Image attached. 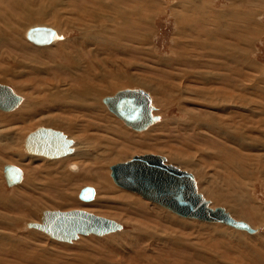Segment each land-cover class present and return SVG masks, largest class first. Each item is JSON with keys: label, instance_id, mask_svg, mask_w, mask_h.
<instances>
[{"label": "rangeland", "instance_id": "374dc122", "mask_svg": "<svg viewBox=\"0 0 264 264\" xmlns=\"http://www.w3.org/2000/svg\"><path fill=\"white\" fill-rule=\"evenodd\" d=\"M18 1L26 2L34 12L42 7L46 15L38 21L18 25L16 14L20 11L8 6V0H0V27L7 28L3 12L16 15L17 19L8 21L19 27L21 33L16 38L28 47L25 53L0 47V83L11 86L22 97L16 109L0 110V133L16 134L17 151L21 154L15 161L9 159V152H0V264H257L246 255L241 244L246 243L249 251H264L260 245L264 243V0ZM128 4L134 5L132 11L140 9L141 22L134 21L128 13L123 14V18L128 17L138 28L125 27L124 34L128 36L116 39L114 26L120 18L115 13L123 6L129 8ZM106 7L110 9L107 13L113 14L115 10L114 21L111 19L110 26H106L107 33H111L115 45L120 43L125 50L117 49V52L107 48L95 57L87 55V50L80 52L86 55L87 63L76 55L77 64L89 68L82 71L85 82L100 90L95 92L100 93L98 101L102 109L69 113L48 108V104L43 103L45 98L55 89H67L71 82L66 72L72 71L63 68L68 63L63 54L49 60L41 57L43 54H35L56 52L59 46L66 53H77L70 41L79 38L84 30L92 33L104 27L108 18L102 14ZM88 10L93 14H88ZM233 15H237L236 18ZM34 25L55 29L58 40L43 46L30 42L25 30ZM29 54L33 59L27 60ZM33 66L42 71L35 72ZM102 76H109L107 86ZM123 76L125 80L117 81ZM59 78L62 80L57 82ZM123 88L147 92L153 105L152 114L158 120L142 131L122 123L107 109L102 98ZM30 102L36 104L26 111L24 107ZM20 111H26L28 116L19 118ZM101 113L106 115L109 125L93 118ZM75 115L77 121L71 123L72 127L47 120L69 122V117L75 118ZM88 121L97 127H92ZM38 126L72 136L73 141H85L86 148H96L89 157L67 154L68 157L48 159L27 154L22 148L23 139ZM109 152L117 154L102 159ZM147 153L159 154L166 163L191 173L198 192L212 207H224L235 219L249 223L255 232L179 217L112 182L109 165ZM72 162L80 166L77 172L71 171ZM5 164L22 169L19 183L11 186L5 183L2 174ZM88 167H96L95 174L102 176V184L82 177L90 174L84 173ZM84 186L94 188L92 200L78 199L77 194ZM213 191L219 193L217 197L221 201L214 202L215 196L209 195ZM17 204L23 205L21 213ZM35 206H39V210L36 209L33 218L24 215L28 207ZM52 209L86 210L111 218L122 224V228L100 236L80 234L71 241H61L28 226L30 222H40L42 210ZM16 216L27 218L22 224L16 223V219L11 222ZM6 237L10 238L9 242ZM5 239L6 244H3ZM178 239L189 245L183 246ZM135 254L139 255L138 259Z\"/></svg>", "mask_w": 264, "mask_h": 264}, {"label": "water", "instance_id": "95a60500", "mask_svg": "<svg viewBox=\"0 0 264 264\" xmlns=\"http://www.w3.org/2000/svg\"><path fill=\"white\" fill-rule=\"evenodd\" d=\"M54 36L55 31L49 27L34 26L26 32V38L36 44H47ZM19 101V95L9 86L0 83V110H12ZM102 102L134 130H143L157 120V116L151 114L153 107L148 95L139 88L117 90L110 96H104ZM71 143L60 131L38 126L25 135L22 148L27 154L52 159L71 153ZM163 160V156L159 154L132 155L129 159L109 165V176L116 186L135 192L176 215L205 222H219L249 233L255 231L246 222L231 217L222 206L209 207V201L197 191L191 173L166 164ZM2 174L7 185L15 184L21 177L20 169L12 164L3 165ZM93 194L91 186H84L77 197L88 201ZM39 218V224L28 223V226H35L61 241H70L78 234L103 235L121 227L111 218L81 209L42 210Z\"/></svg>", "mask_w": 264, "mask_h": 264}, {"label": "bare ground", "instance_id": "6f19581e", "mask_svg": "<svg viewBox=\"0 0 264 264\" xmlns=\"http://www.w3.org/2000/svg\"><path fill=\"white\" fill-rule=\"evenodd\" d=\"M121 1V0H120ZM117 2V1H116ZM132 2V1H131ZM21 3V4H20ZM19 3V1L18 0H8V2H6V4L8 5V6H15V8L17 7V9H18V12L19 13H17L16 15L19 17V19H18V25H21L22 23L24 24V23H28V22H31V21H35V20H37V19H42L45 15H46V13L42 10V7H40L41 9H39L40 11H36V12H34V11H32V10H30L29 8V6H28V4L26 3V2H20ZM114 3V2H113ZM27 4V5H26ZM5 5V4H4ZM6 6V5H5ZM127 6V5H126ZM128 6H129V4H128ZM134 6V5H133ZM133 6H129V8H124V6L121 8V10H119V11H116V13H115V10H113V12L116 14V16H118L120 19V21L118 20V21H116L117 23H116V26H114L115 27V29H116V31H115V33H114V37L116 38V39H122V38H124V36H128L127 34H124L125 32H124V29H125V27H132V28H134V27H136V29L138 28V26H133L134 24H132V23H130V19L128 18V17H124L123 18V14H126V13H128V14H130L132 17H133V20L135 21H137V22H141V19H140V16H141V11H140V9L138 8H136L134 11H132V9H133ZM36 7V6H35ZM119 7H121V6H119ZM12 8V7H11ZM107 9H108V7H106L104 10H106V11H104V13L102 14V15H104V16H106V18H108L107 19V21L104 23L105 24V26L104 27H100V28H97L96 29V31H92V33L87 29V30H84V32H82V34L80 35V37L79 38H76V39H74V40H71L70 42H72V44H71V46L76 50V52L77 53H74V52H71L70 51V53H66L65 51H63L64 49H63V47L62 46H59V47H57V51L56 52H53V51H51V52H49V53H46V52H44V53H40V52H38V53H34L35 55H38V56H40V54H43V55H41V57H44V58H46V60L48 59L49 60V58H52V56L54 57V56H57V55H59V54H63L62 55V57H65L66 59H64V60H68V63L63 67V65H62V67L63 68H65L67 71H72V73H68V72H66L68 75H69V77H70V85H69V87L68 86H66L67 87V89H64V90H60V89H55V90H53L52 92H50V94H48L47 95V98H45V100H44V102L43 103H46V104H48V108H56V109H60V110H62V112H69L70 113V111L72 112V111H74V112H78V110H80V111H82V112H86V111H88V113L90 112V111H92V110H94L95 108L96 109H99V110H101L102 109V105H100V103H99V101H98V98H99V96H100V93H97V92H95V91H98L99 89L97 88V87H92V86H90V84H88V83H86L85 82V78H84V76H83V74H82V71H86V70H88L89 68L88 67H84V68H82L81 66H79L78 64H77V60H76V55L78 56V55H80V52H84V51H86V54L88 55L89 54V56H93V57H95L96 56V53H98V52H101V53H103V52H105V51H107L108 49L107 48H109V50L111 49V50H116L117 51V49H124L125 47H123L122 46V44H120V43H118L117 45H115V43H114V38L112 37V35H111V33L108 31V33H107V30H106V26L107 27H109L110 26V21H112L111 19H113V18H115V14L113 13H107ZM113 9V8H112ZM86 10V9H85ZM110 9H108V11H109ZM103 11V10H102ZM16 12V11H15ZM92 12V11H91ZM91 12H89V10H88V14H90V15H92L93 14V12L91 13ZM4 13V17H5V20H4V24L7 26V28L5 29V30H3L1 27H0V47H3V46H5V47H10V48H14V49H16L17 50V52L18 51H20L21 53H25L26 51H25V49H27L28 47L26 46L25 47V45H24V43H22L20 40H19V38H16L18 35H19V27H16L15 25H13V24H10L11 22H9L8 20H11V19H13V18H15V19H17V17H16V15L13 17V16H10L11 14H9V13H5V12H3ZM95 13V12H94ZM229 14V13H228ZM20 15V16H19ZM226 14L224 13V16H225ZM238 15V14H237ZM236 15V16H237ZM94 16V15H93ZM98 16V15H97ZM96 16V17H97ZM235 18H236V16L235 15H233ZM92 17V16H91ZM203 17V16H202ZM226 17V16H225ZM233 18V17H232ZM6 19H7V21H6ZM228 19V18H227ZM205 20V19H204ZM232 20V19H231ZM38 21V20H37ZM113 21H114V19H113ZM210 21V20H209ZM236 21V20H235ZM234 21V22H235ZM9 22V23H8ZM97 22V21H96ZM198 22V21H197ZM214 22V21H213ZM227 22V21H226ZM203 23H205V22H203ZM219 23V22H218ZM233 23V22H232ZM70 24V23H69ZM103 24V25H104ZM229 24V23H228ZM103 25H101V26H103ZM115 25V24H114ZM206 25V24H205ZM218 25V24H217ZM223 25V24H222ZM23 26V25H22ZM34 26H38V27H49V26H45V25H34ZM34 26H30L29 28H31V27H34ZM237 26V25H236ZM93 27V26H92ZM112 27V26H111ZM195 27V26H194ZM217 27V26H216ZM215 27V28H216ZM28 28V29H29ZM49 28H51V27H49ZM139 28H141V26L139 27ZM193 27H191V29H192ZM201 28V27H200ZM226 28H228V27H226ZM27 28H26V32H27V30H28ZM53 29V28H52ZM81 29V28H80ZM92 29V28H91ZM94 29V28H93ZM141 29H143V28H141ZM140 29V30H141ZM202 29H203V27H202ZM217 29V28H216ZM235 29V28H234ZM55 30V29H54ZM114 30V29H113ZM138 31V30H137ZM190 31V30H189ZM199 31V30H198ZM219 31V30H218ZM25 32V33H26ZM95 32H97L98 34H99V38H97L98 37V34L97 33H95ZM104 32H106L105 34H104ZM136 32V31H135ZM201 32H202V30H201ZM233 32V31H232ZM21 33V32H20ZM195 33V32H194ZM221 33V32H220ZM101 34V35H100ZM106 34H107V36H106ZM131 34V33H130ZM133 34H134V32H133ZM202 34V33H201ZM204 34H206V33H204ZM211 34V33H210ZM214 34H217V33H214ZM237 33L235 32V35H236ZM26 35V34H25ZM192 35V34H191ZM230 35V34H229ZM97 36V37H96ZM202 36V35H201ZM217 36V35H216ZM220 37V36H219ZM231 37V36H230ZM236 37V36H235ZM58 33H57V31L55 30V36H54V38L49 42V43H47V44H36V43H34V42H32V41H30V42H32V43H34V44H36V45H38V46H43V45H49V44H51V43H53V42H55L56 40H58ZM224 38V37H223ZM234 38V37H233ZM219 39V38H218ZM240 40H241V37L239 38ZM135 40V39H134ZM211 41V40H210ZM216 41V40H215ZM231 41H233V40H231ZM238 41V40H237ZM236 41V42H237ZM203 43H204V41H202ZM212 42V41H211ZM220 42V41H219ZM229 42V41H228ZM234 42V41H233ZM140 43V42H139ZM95 45V48H90V46L91 45ZM213 44V43H212ZM64 45V44H63ZM203 45V44H202ZM214 45H216V44H214ZM68 46H70V45H68ZM217 46H219V45H217ZM237 47L238 46H236V49H237ZM83 48V49H82ZM177 48V47H176ZM203 48H204V46H203ZM206 48V47H205ZM208 48V47H207ZM218 48V47H217ZM219 48H220V46H219ZM43 49V48H42ZM66 49V48H65ZM221 49H222V47H221ZM224 49H226V48H224ZM233 49H235V48H233ZM9 50V49H8ZM53 50V49H52ZM125 50V49H124ZM127 50V49H126ZM204 50V49H203ZM206 50V49H205ZM55 51V50H54ZM206 51H208V50H206ZM220 51V50H219ZM218 51V52H219ZM19 52V53H20ZM109 52V51H108ZM113 52V51H112ZM118 52V51H117ZM124 52H126V51H124ZM203 52V51H202ZM216 52V51H215ZM223 52V51H222ZM230 52V51H229ZM228 52V53H229ZM1 53V52H0ZM20 53V55H22ZM128 53V52H127ZM232 53V52H231ZM237 53V52H236ZM109 54V53H108ZM119 54V53H118ZM123 54V53H122ZM210 54V53H209ZM106 55V54H105ZM111 55V54H110ZM232 55V54H231ZM28 58H27V60H30V59H33V58H31V56H30V54L29 55H26ZM80 56H82V58L83 59H85L86 60V63H87V59H86V55H80ZM209 56V55H208ZM233 56H234V54H233ZM235 56H237V55H235ZM240 56V55H239ZM62 57H60V58H62ZM79 57V56H78ZM92 57V58H93ZM103 57V56H102ZM102 57H101V59H102ZM151 57V56H150ZM207 57V56H206ZM210 57V56H209ZM217 58H218V56H216ZM221 57H223V56H221ZM107 58H108V56H107ZM225 58V57H224ZM232 58V57H231ZM90 59V58H89ZM101 59H100V61H101ZM103 59H104V57H103ZM214 59H216V58H214ZM238 59V58H237ZM90 60H92V59H90ZM108 60H111V59H108ZM216 60H218V59H216ZM169 61V60H168ZM12 62V61H11ZM14 62V61H13ZM184 62V61H183ZM186 62V61H185ZM210 62V61H209ZM101 63V62H100ZM189 63V62H188ZM202 63V62H201ZM207 63V62H206ZM216 63V62H215ZM220 63V62H219ZM236 63V62H235ZM30 64V63H29ZM101 64H103V62L101 63ZM205 64V63H204ZM214 64V63H213ZM217 64H218V62H217ZM32 65V64H31ZM89 65V64H88ZM90 65H91V63H90ZM178 65V64H177ZM194 65V64H193ZM37 66V65H36ZM36 66H33V68H34V70H35V72H41L42 70L40 69V68H37ZM58 66V65H57ZM61 66V65H60ZM105 66H107V65H105ZM39 67H41V66H39ZM32 68V67H31ZM46 68H48V67H46ZM93 68V67H92ZM210 68V67H209ZM217 68H219V67H217ZM94 70V69H93ZM219 70V69H218ZM56 71V70H55ZM90 71V70H89ZM212 71V70H211ZM57 72V71H56ZM59 72V71H58ZM62 72V71H61ZM93 72V71H92ZM207 72V71H206ZM218 72V71H217ZM223 72V71H222ZM46 74H47V71L45 72ZM116 73L117 72H115L114 74L116 75ZM170 73V72H169ZM208 73V72H207ZM59 74H63V73H59ZM202 74V73H201ZM224 74H225V72H224ZM56 76V75H55ZM100 76V75H99ZM213 76V75H212ZM109 77V76H108ZM107 76H102V80H103V84H105L106 86H107V84L109 83L108 82V80H107V78H108ZM211 77V76H210ZM233 77V76H232ZM101 78V77H100ZM116 78H118V77H116ZM124 78V76L121 78V79H119L118 78V80L117 81H119V80H122ZM174 78V77H173ZM182 78V77H181ZM60 79L61 78H59V79H57V82L58 81H60ZM176 79V78H175ZM204 79V78H203ZM210 79H213V78H210ZM227 79V78H226ZM225 79V80H226ZM62 80V79H61ZM123 80H125V79H123ZM224 80V79H223ZM223 80H222V82H223ZM43 81H45V80H43ZM49 81H51V82H53V83H55L53 80H49ZM206 81H207V79H206ZM209 81V80H208ZM227 81V80H226ZM228 82V81H227ZM2 84V83H1ZM61 84V83H60ZM6 85V84H5ZM7 86H9V85H7ZM228 86V85H227ZM10 88H11V90L15 93V94H17L15 91H14V89L11 87V86H9ZM53 87H56L57 88V86H55V85H53ZM47 88V87H46ZM92 88H94L93 90H92ZM110 88V87H109ZM223 88V87H222ZM226 88V87H225ZM227 89V88H226ZM230 89V88H229ZM233 89H235V88H233ZM142 90V89H141ZM100 91V90H99ZM142 91H144V90H142ZM212 91V90H211ZM48 92V91H47ZM145 92V91H144ZM147 95H148V97H149V100H150V104H151V97H150V95L147 93V92H145ZM225 94V93H224ZM17 95H19V94H17ZM20 96V95H19ZM227 98H228V96H227ZM238 99V98H237ZM21 101H22V97L20 96V101L18 102V104L16 105V107L15 108H13L12 110H14V109H16L19 105H20V103H21ZM43 101V100H42ZM216 102V101H215ZM233 102V101H232ZM223 103V102H222ZM36 103H34V102H30L29 104H27V106L26 107H24L25 109H26V111L28 110V109H30L31 107H33L34 105H35ZM152 105V104H151ZM213 105V104H212ZM219 105V104H218ZM223 105V104H222ZM22 106H24V105H22ZM152 107H153V105H152ZM48 108H46L45 107V110L46 109H48ZM64 108V109H63ZM12 110H9V111H12ZM24 110V109H23ZM153 110V109H152ZM152 110H151V114H152ZM225 110V109H224ZM3 111V110H2ZM26 111H24V112H19V118H23V117H25L27 114H26ZM249 111V110H248ZM251 111V110H250ZM5 112H8V111H5ZM100 112V111H99ZM91 113V112H90ZM231 113V112H230ZM83 114V113H82ZM252 114V113H251ZM17 115H18V113H17ZM16 115V116H17ZM85 115V114H84ZM88 115H90V114H88ZM153 115V114H152ZM28 116V115H27ZM30 116V115H29ZM11 117V116H10ZM9 117V118H10ZM8 118V117H7ZM93 118H95V119H99L100 121H102V122H104V123H106L105 125H109V122H108V120H106L105 121V119H106V115H104V114H102L101 113V115H95ZM118 119H120V118H118ZM48 121H50V122H53V123H56V124H59V123H67L68 124V126H70V127H72L73 125L71 124L72 122H76L77 121V116L75 115V118L74 117H69V119H68V121L69 122H67V121H65V119L64 120H59V119H47ZM121 120V119H120ZM157 120H158V117H157ZM156 120V121H157ZM156 121H154V122H156ZM121 122L122 123H124L122 120H121ZM153 122V123H154ZM152 123V124H153ZM88 124H90L92 127H97L96 125H95V123H93V122H90V121H88ZM152 124H150V125H152ZM206 124V123H205ZM126 125V124H125ZM149 125V126H150ZM76 126V125H75ZM127 126V125H126ZM149 126H147L146 128H148ZM127 127H129V126H127ZM47 128H49V127H47ZM130 128V127H129ZM145 128V129H146ZM52 129V128H51ZM132 129V128H131ZM145 129H143V130H145ZM53 130H55V129H53ZM134 130V129H133ZM217 130V129H216ZM58 131V130H57ZM136 131H142V130H136ZM224 132V131H223ZM62 133V132H61ZM65 135V134H64ZM66 136V135H65ZM118 136V135H117ZM72 137V136H71ZM70 137V138H71ZM68 139H70L69 137H67ZM108 138V137H107ZM72 139V140H71ZM70 140L72 141V143H71V145H70V148H71V153H69L68 155L69 156H75L76 157V155H79V156H90V155H92L91 153H92V151H93V149H95L94 147H92V149H91V147H89L91 150H89V148H86V143H85V141L83 142V141H73V138H71ZM86 139V138H85ZM17 142H18V137H17V135L15 134H13L12 132H8V133H0V152H2V151H7V152H9V154H11L10 155V158L9 157H7V158H9V159H11V160H17V156H20L21 154H20V152L19 151H17ZM104 142V141H103ZM106 142V141H105ZM89 146V145H88ZM90 146H92V145H90ZM99 147H97V149H98ZM100 149V148H99ZM104 150V149H103ZM105 151V150H104ZM108 151L109 150H107V153H108ZM103 153V152H102ZM231 153V152H230ZM117 153H110L109 152V154H106L102 159H104L105 157L106 158H108V157H110V156H115ZM68 155H67V157H68ZM95 155H96V153H95ZM98 156V155H97ZM14 157H16V158H14ZM6 158V159H7ZM77 158V157H76ZM82 158V157H81ZM164 158V157H163ZM231 158V157H230ZM5 159V160H6ZM164 160H165V158H164ZM163 160V162L164 163H166L165 161ZM97 161V160H96ZM234 161V160H233ZM90 162V161H89ZM93 162V161H92ZM95 162V161H94ZM99 162V161H98ZM96 163V162H95ZM1 164V163H0ZM166 164H168V163H166ZM13 165V164H12ZM100 165V164H99ZM173 165V164H172ZM16 166V165H15ZM89 166V165H88ZM95 166V165H94ZM101 166V165H100ZM175 166V165H174ZM17 167V166H16ZM69 167L71 168V171H74V172H77L78 170H79V167L80 166H78V164L76 163V162H72L71 164H69ZM177 167V166H176ZM19 168V167H18ZM95 168L96 167H88V168H86L85 170L86 171H84V173H86V172H88V173H90V174H84L82 177L86 180V181H88V182H91V183H93V182H96V184L98 185V184H102L103 182H100V180H103V178H102V176H97L95 173H96V171H95ZM177 168H179V167H177ZM20 169V171H21V177H20V180L19 181H21V179H22V176H23V171H22V169L21 168H19ZM100 169V168H99ZM179 169H181V168H179ZM70 170V169H69ZM182 170V169H181ZM192 175V174H191ZM73 178V177H72ZM193 179H194V177H193ZM81 180V179H80ZM19 181L18 182H16L15 184H17V183H19ZM195 181V180H194ZM26 182V181H25ZM31 184V183H30ZM12 185H14V184H12ZM9 186H11V185H9ZM195 186H196V189H197V185H196V181H195ZM92 187V186H91ZM93 188V187H92ZM93 190H94V188H93ZM197 191H198V189H197ZM209 191V190H208ZM211 191V190H210ZM212 192V191H211ZM209 193V195H213V196H215V197H217V196H220L219 195V193H215V191H213L214 193L212 194V193ZM94 194H95V191H94ZM94 194H93V197H94ZM203 196V195H202ZM93 197H92V199H93ZM204 197V196H203ZM215 197H213V199H214V202H218L219 201V199H220V197H217V198H215ZM205 198V197H204ZM92 199H90V200H92ZM206 199V198H205ZM208 200V199H207ZM223 200V199H222ZM89 201V200H88ZM220 201H221V199H220ZM1 202L2 201H0V204H1ZM7 202H8V200H7ZM18 205V208H21V210H20V213L22 212V206L23 205H20V204H17ZM209 207H211L212 208V205L210 204V202H209ZM12 208H13V206H12ZM224 208V207H223ZM39 210V206H35V207H28V209L27 210H25V212H24V215L25 216H27L28 218H33L35 215L34 214H36V211L37 210ZM41 209V208H40ZM54 210V209H53ZM82 210V209H81ZM84 211H86V210H84ZM88 212V211H87ZM91 213V212H90ZM229 213V212H228ZM10 214H11V212H10ZM92 214H94V213H92ZM230 214V213H229ZM96 215V214H95ZM100 216V215H99ZM230 216L231 217H233L234 218V216H233V214H230ZM12 217V216H11ZM13 217H14V215H13ZM27 217H22V216H16V218H13V219H10V220H12L11 222H13L15 219H16V223H20V224H22V222H23V220L25 219V218H27ZM180 217V216H179ZM182 217V216H181ZM8 219V218H7ZM8 219V221H10ZM235 219V218H234ZM237 220V219H236ZM3 221H4V219H3ZM200 221V220H199ZM243 221V220H242ZM117 222V221H116ZM173 222V221H172ZM203 222H205V221H203ZM245 222V221H244ZM30 223H35V224H39V223H36V222H30ZM119 223V222H118ZM178 223V222H177ZM209 223H219V222H209ZM247 223V222H246ZM120 224V223H119ZM222 224V223H221ZM251 228H253L249 223H247ZM120 228L119 229H117V230H120L121 228H122V224H120ZM31 227H35V226H32L31 225ZM231 227V226H230ZM10 228V227H9ZM36 228V227H35ZM37 229H39V228H37ZM254 229V228H253ZM40 230V229H39ZM117 230H115V231H117ZM236 230H240V229H236ZM255 230V229H254ZM30 232H29V234H31L32 235V230H29ZM42 231V230H41ZM218 231V230H217ZM243 231H245V230H243ZM114 232V231H113ZM255 232V231H254ZM253 232V233H254ZM110 233V232H109ZM218 233L220 234L221 233V231H218ZM249 233V232H248ZM47 234V233H46ZM88 234H91V233H88ZM78 235H80V234H78ZM77 235V236H78ZM83 235H87V234H83ZM104 235V234H103ZM231 235V234H230ZM100 236V235H99ZM51 237V236H50ZM53 238V237H52ZM111 238H113L114 239V237H112L111 236ZM6 239H7V241L9 242V240L8 239H10V238H8V237H6ZM6 239L4 240V242H3V244L5 243V241H6ZM72 240V239H71ZM70 240V241H71ZM179 240V239H178ZM174 241V243H176L175 242V240H173ZM179 241H181V243L183 244V246H188L189 245V243L187 242V243H185L183 240H179ZM131 243H133V242H131ZM6 244V243H5ZM10 245H11V243H10ZM261 245V247L263 248L264 247V243L263 244H260ZM241 246H243L245 249H246V255H248V257L251 259V260H253V262L254 261H256V262H258L257 264H264V259H262V258H264V251H249V246L246 244V243H243L242 242V244H241ZM19 247V246H18ZM235 247H237V246H235ZM21 248V247H20ZM251 249V248H250ZM8 251V250H7ZM135 251V250H134ZM239 251V250H238ZM9 252H11V251H9ZM140 252H142V249L140 250ZM250 252V253H249ZM251 252H253L252 254H251ZM137 253V252H136ZM143 254H144V252H142ZM196 253H199V251H196ZM251 254V255H250ZM139 255H141V253L139 254ZM138 255V256H139ZM138 256L135 254V257H137V259H138ZM253 257V258H251V257ZM247 257V258H248ZM211 259H215L214 257H210ZM246 258V257H245ZM260 259H262V260H260ZM134 260V259H133ZM135 260H136V258H135ZM161 261V260H160Z\"/></svg>", "mask_w": 264, "mask_h": 264}, {"label": "crops", "instance_id": "0c3cea01", "mask_svg": "<svg viewBox=\"0 0 264 264\" xmlns=\"http://www.w3.org/2000/svg\"><path fill=\"white\" fill-rule=\"evenodd\" d=\"M257 183V182H256Z\"/></svg>", "mask_w": 264, "mask_h": 264}]
</instances>
